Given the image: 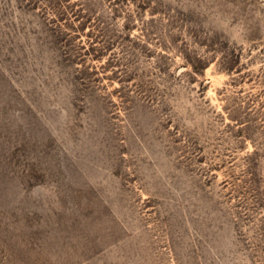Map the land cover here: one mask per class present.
<instances>
[{
	"label": "rangeland",
	"instance_id": "rangeland-1",
	"mask_svg": "<svg viewBox=\"0 0 264 264\" xmlns=\"http://www.w3.org/2000/svg\"><path fill=\"white\" fill-rule=\"evenodd\" d=\"M0 264H264V0H0Z\"/></svg>",
	"mask_w": 264,
	"mask_h": 264
}]
</instances>
